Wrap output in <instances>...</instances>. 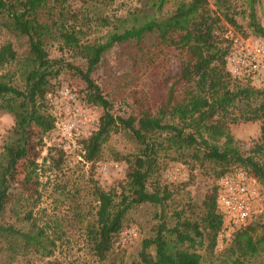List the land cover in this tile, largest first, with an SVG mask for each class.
Returning <instances> with one entry per match:
<instances>
[{
  "label": "trees",
  "instance_id": "trees-1",
  "mask_svg": "<svg viewBox=\"0 0 264 264\" xmlns=\"http://www.w3.org/2000/svg\"><path fill=\"white\" fill-rule=\"evenodd\" d=\"M165 2L152 0L153 14L132 19L131 24L119 23L102 40H83L84 27L91 18L84 15L78 22V11L70 9V0H0V31L24 38L26 44L21 53L11 40L0 45V112L13 117L0 151V251L7 253L8 264L30 254L50 258L59 248L62 232L51 229L40 204L42 187L49 183L43 178L57 176L65 153L49 146L41 162L33 155L34 137L41 141L55 126L47 94L53 90L52 80L64 68L85 82V101L102 109L97 129L81 141L83 162L95 165L104 144L119 131L128 133L139 145L138 152L121 157L128 164L125 182L106 190L93 181L88 188L93 197L88 211L78 209L76 213L83 224L82 248L94 260H103L112 251L131 207L145 202L161 207L170 197L166 187L152 180L161 156L183 163L217 165L218 178L243 169L264 186V84L250 83L256 73L236 74L230 67L234 36L226 33L223 21L240 27L232 6L228 0H214V8L209 0H178L172 10L163 12ZM248 17L250 32L264 40V28L252 6ZM54 41L80 56L84 68L51 57L48 46ZM116 46L129 49L131 66L138 62L150 66L167 49L178 52L179 70L156 108L145 97L135 96L130 111L118 113L113 100L95 81L93 74L103 57ZM15 76L23 80L21 86L13 83ZM255 121L260 124L258 141L244 153L230 127ZM25 162L31 190L27 194L16 185L18 166ZM55 190L69 194L65 185ZM217 198L218 183L205 196L197 219L176 211L174 224L159 222L154 233L142 240L140 263L214 264L205 262L198 249L206 243L205 247L213 250L218 235L225 230ZM9 206L22 222L20 226L3 221ZM252 218L231 233L227 247L231 264H242L240 258L264 253V233L255 235ZM47 264L59 263L48 259Z\"/></svg>",
  "mask_w": 264,
  "mask_h": 264
},
{
  "label": "rangeland",
  "instance_id": "rangeland-1",
  "mask_svg": "<svg viewBox=\"0 0 264 264\" xmlns=\"http://www.w3.org/2000/svg\"><path fill=\"white\" fill-rule=\"evenodd\" d=\"M178 0H166L163 12H169L174 8ZM237 23L240 27H234L223 21L228 35L238 39L237 44L257 45L261 36L250 32L248 27V12L252 6L257 21L264 28V0H228ZM210 7L214 8V0H209ZM70 9L78 11L77 20L87 15L91 18L90 24L84 27L86 31L83 40H102L104 35L119 23L131 24L132 19L153 14L152 0H70ZM68 15V14H67ZM109 22L108 25L102 24ZM68 22V20H67ZM70 22V21H69ZM11 40L15 49L21 53L25 48V39L16 38L11 34L0 31V45L3 41ZM51 57L63 58L65 61L84 68L83 60L67 49H62L59 42H52L48 46ZM127 47L116 46L106 53L101 64L93 74L95 81L99 83L103 92L113 100L115 110L118 113L130 111L129 105H134V97L146 98L152 108H156L165 98L172 76L179 70V55L174 49H167L150 66L138 62L131 66ZM13 69V67H10ZM258 76H251L250 83L262 84ZM13 83L21 86L23 80L15 76ZM51 112L55 115V126L42 136H35V155L33 159L41 162L47 154L49 146H57L65 153L62 170L57 176L51 174L50 180L42 187L41 207L45 210V217L49 219V225L62 232L61 240L57 241L59 248L50 258H39L30 254L28 258L21 257L12 264H47L48 259H57L59 264H142L138 252L144 238L154 233L156 225L165 221L168 225L174 224V213L181 211L183 216L197 219L203 210L202 202L219 181L216 175L219 167L205 162L183 163L181 160H171L167 156L159 158V169L152 177L160 187H166L170 197L165 200L163 206H154L149 202L131 207L124 222V228L118 236L115 246L103 260H94L82 248L83 230L82 223L76 213L78 209L88 211L93 197L88 188L93 181L103 189L119 188L125 182L128 164L123 155L138 152L139 145L126 132L113 133L103 146L101 158L91 165L83 162L81 153V141L87 138L97 129L102 109L99 106L85 101L86 84L81 77L64 68L60 75L52 80ZM67 91V95L64 93ZM72 94L74 99H69ZM125 100L127 104L123 102ZM133 107V106H132ZM13 125V117L5 112H0V151L7 140L8 131ZM73 127L68 129L69 126ZM231 132L238 141L240 149L247 153L258 141L260 124L258 121L231 125ZM70 133V136H69ZM162 155V152H161ZM26 162L18 166L16 185L23 192L30 193V182L26 179ZM54 178V179H52ZM65 185L69 194H59L55 188ZM262 202L257 206L256 214L252 218L256 229L255 235L264 233V186L261 185ZM261 190V191H262ZM6 212L3 221L15 223L20 226L22 222L17 220L14 210ZM56 223V226H54ZM133 229L134 235L121 239L122 232ZM230 231V230H229ZM235 231V230H232ZM218 235L217 244L213 250L206 248V243L198 249L205 262L214 264H231L232 257H228V245L231 242V233L227 236V229ZM7 253L0 251V264H8ZM26 259H29L27 262ZM242 264H264V253L240 258ZM27 262V263H26ZM225 262V263H223Z\"/></svg>",
  "mask_w": 264,
  "mask_h": 264
},
{
  "label": "built area",
  "instance_id": "built-area-1",
  "mask_svg": "<svg viewBox=\"0 0 264 264\" xmlns=\"http://www.w3.org/2000/svg\"><path fill=\"white\" fill-rule=\"evenodd\" d=\"M237 40L234 38V50L229 57L232 71L236 74L244 71L254 72L264 84V41L257 45H238ZM64 93L67 95L68 92ZM47 98L52 103L51 92L47 94ZM69 99H74V96L70 94ZM72 127L73 125L68 129ZM261 190L259 181L243 169L226 173L219 178L217 206L223 215V227L227 229V236L232 230L246 224L256 213L257 206L262 202ZM222 232L220 236L223 235ZM134 234V230L129 229L122 232L120 237L125 240Z\"/></svg>",
  "mask_w": 264,
  "mask_h": 264
}]
</instances>
